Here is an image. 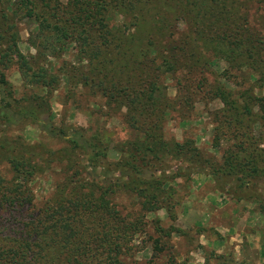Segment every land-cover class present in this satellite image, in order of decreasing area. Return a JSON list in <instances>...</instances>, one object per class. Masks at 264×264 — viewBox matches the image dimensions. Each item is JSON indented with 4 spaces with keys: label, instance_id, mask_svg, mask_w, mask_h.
I'll return each mask as SVG.
<instances>
[{
    "label": "trees",
    "instance_id": "trees-1",
    "mask_svg": "<svg viewBox=\"0 0 264 264\" xmlns=\"http://www.w3.org/2000/svg\"><path fill=\"white\" fill-rule=\"evenodd\" d=\"M173 1L160 0L146 17L148 0H0V127L37 126L69 145L67 161L80 152L89 172H108L100 168L107 164L110 149L104 134L58 129L51 123V101L65 80L69 89L87 90L104 100V107L124 111L123 123L131 136L114 146L118 156L114 171L129 183H141L145 176L156 180L155 174L164 170L170 158L206 169L213 181L223 179L225 185L218 189L238 202L262 201L263 152L248 153L243 142L220 152V140L228 134L252 145V136L239 129L248 132L264 120V96L253 93L264 87V32L247 28L249 5L262 1ZM112 10L121 14V23L110 27ZM24 20L37 27L29 30L27 40L35 56L18 49L17 23ZM68 50L76 51L77 61L53 68L49 59H60ZM223 59L235 71L250 70L255 86L235 92L217 84L205 91L206 73ZM12 66L21 78L20 92L2 72ZM167 79L177 84V100L185 108L193 106L201 93L221 102L222 108L214 113L217 126L212 144L221 153V162L206 157L193 140L178 142L165 136L164 121L174 109L165 92ZM11 166L21 175L30 168L24 161H13ZM9 251L0 245L1 264L15 263L16 255L10 259ZM213 258L224 264L221 256Z\"/></svg>",
    "mask_w": 264,
    "mask_h": 264
},
{
    "label": "rangeland",
    "instance_id": "rangeland-1",
    "mask_svg": "<svg viewBox=\"0 0 264 264\" xmlns=\"http://www.w3.org/2000/svg\"><path fill=\"white\" fill-rule=\"evenodd\" d=\"M159 1L148 0L151 4L143 16ZM260 1L249 5L250 32H264V0ZM120 16L112 10L109 26L119 25ZM36 28L25 20L17 23L18 49L24 55L36 54L27 44L29 30ZM49 60L56 69L61 62H76L77 53L68 50L60 59ZM2 72L20 92L17 67ZM251 74L250 70L235 71L224 59L219 60L206 73L205 91L218 84L244 92L255 86ZM164 86L174 106L164 121L167 138L193 140L206 157L217 162L237 142L245 143L248 153L262 151L264 159V120L248 132L239 129L252 136L253 146L245 138L234 140L228 134L220 140L219 153L212 144L217 126L214 113L222 108L221 102L201 93L193 106L185 108L177 100L175 81L164 80ZM69 88L63 80L54 94L51 123L58 129L104 134L110 149L107 164L100 168L109 171L89 172L80 152L72 153L67 161L69 145L37 126L0 127V245L10 250V259L16 255L15 263L3 264H217L213 256H221L224 264H264V196L250 205L238 202L218 189L225 185L223 179L213 181L204 173L206 169L200 171L170 158L164 170L155 174L156 180L145 176L141 183H129L114 171L118 159L114 146L131 136L123 123L124 111L104 107V100L87 90ZM253 93L264 96V87ZM13 161H24L30 168L18 174L11 166ZM243 192L251 194L250 189Z\"/></svg>",
    "mask_w": 264,
    "mask_h": 264
},
{
    "label": "crops",
    "instance_id": "crops-1",
    "mask_svg": "<svg viewBox=\"0 0 264 264\" xmlns=\"http://www.w3.org/2000/svg\"><path fill=\"white\" fill-rule=\"evenodd\" d=\"M206 178H208V177H206ZM206 180V183H208V185H210V181L208 180V179H205ZM222 199V198H221ZM234 210H236V209H231V211H234ZM232 214V213H231Z\"/></svg>",
    "mask_w": 264,
    "mask_h": 264
}]
</instances>
